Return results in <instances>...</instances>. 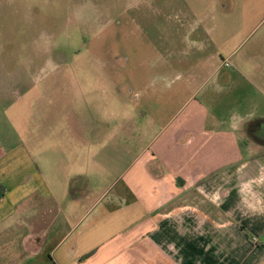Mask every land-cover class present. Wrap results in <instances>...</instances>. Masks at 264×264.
I'll use <instances>...</instances> for the list:
<instances>
[{
    "label": "crops",
    "instance_id": "obj_1",
    "mask_svg": "<svg viewBox=\"0 0 264 264\" xmlns=\"http://www.w3.org/2000/svg\"><path fill=\"white\" fill-rule=\"evenodd\" d=\"M223 68L212 72L203 95L187 83L177 86L178 76L167 70L149 81L154 97L165 88V105L178 109L161 120L150 116L149 123L161 124L143 150L101 147L107 162H94L86 145L93 144V129L85 112L77 133L75 99L62 104L57 120L66 128L53 137L64 161L31 162L28 133L19 148L0 145V264H264L262 99L256 103L262 113L237 97L225 114L220 100L234 77L222 76ZM148 89L137 98L157 106ZM133 119L115 133L127 124L140 138ZM77 154L86 162L78 164ZM96 185H104L99 194Z\"/></svg>",
    "mask_w": 264,
    "mask_h": 264
},
{
    "label": "rangeland",
    "instance_id": "obj_2",
    "mask_svg": "<svg viewBox=\"0 0 264 264\" xmlns=\"http://www.w3.org/2000/svg\"><path fill=\"white\" fill-rule=\"evenodd\" d=\"M216 1L0 0V145L19 148L28 133L31 162L64 161L53 137L66 128L57 120L65 114L62 104L75 99L77 133L85 112L93 129V144L86 145L94 149V162H107L101 147L143 150L161 124L149 123L150 116L161 120L178 109L165 105L168 90L154 97L148 89L165 70L178 76L177 86L187 83L203 95L212 87V72L223 65L221 75L234 77L232 89L221 96L223 112L245 97L247 108L252 103L260 113L256 103L262 99L264 113V0ZM144 88L157 106L140 103L136 94ZM129 117L140 127V138L127 124L115 133ZM75 161L85 163L84 154ZM102 186H93V193Z\"/></svg>",
    "mask_w": 264,
    "mask_h": 264
},
{
    "label": "trees",
    "instance_id": "obj_3",
    "mask_svg": "<svg viewBox=\"0 0 264 264\" xmlns=\"http://www.w3.org/2000/svg\"><path fill=\"white\" fill-rule=\"evenodd\" d=\"M260 124V121L259 122H252L249 124L248 126V131L251 132V130L256 126V125H259ZM256 141L258 142H262L260 139H258L257 137H255Z\"/></svg>",
    "mask_w": 264,
    "mask_h": 264
},
{
    "label": "built area",
    "instance_id": "obj_4",
    "mask_svg": "<svg viewBox=\"0 0 264 264\" xmlns=\"http://www.w3.org/2000/svg\"><path fill=\"white\" fill-rule=\"evenodd\" d=\"M256 241V240H255Z\"/></svg>",
    "mask_w": 264,
    "mask_h": 264
}]
</instances>
